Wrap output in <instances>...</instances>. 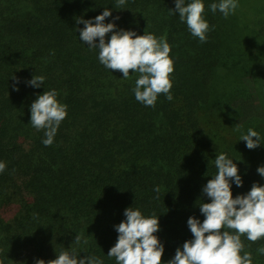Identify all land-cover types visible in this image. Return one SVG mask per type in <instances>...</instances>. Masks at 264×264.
Instances as JSON below:
<instances>
[{
  "label": "trees",
  "instance_id": "1",
  "mask_svg": "<svg viewBox=\"0 0 264 264\" xmlns=\"http://www.w3.org/2000/svg\"><path fill=\"white\" fill-rule=\"evenodd\" d=\"M203 2L211 30L201 43L170 12L175 0H126L120 8L117 0H0L4 264L54 260L71 247L81 258L94 255L117 264L107 254L129 207L159 217L154 235L164 245L167 264L194 238L188 219H205L199 206L211 202L203 188L217 174V155L226 154L238 166L243 186L232 183L233 198L254 183L264 186L257 171L264 166V140L255 149L241 140L249 128L264 137V0H237L227 17L210 9L220 0ZM105 8L112 12L105 23L114 21L116 30L166 34L174 61L171 101L163 93L155 107L137 101L138 74L124 79L100 63L98 49L81 41L78 29L85 25L77 19L94 20ZM35 75L45 77L38 88L28 83ZM52 89L68 106L67 116L53 144L45 146L46 129L32 126L31 105ZM253 95L262 113L241 121V103ZM241 240V255L247 251L253 264H264V254L257 252L264 237Z\"/></svg>",
  "mask_w": 264,
  "mask_h": 264
},
{
  "label": "clouds",
  "instance_id": "2",
  "mask_svg": "<svg viewBox=\"0 0 264 264\" xmlns=\"http://www.w3.org/2000/svg\"><path fill=\"white\" fill-rule=\"evenodd\" d=\"M126 0H117L116 7L120 8ZM237 0H220L212 3V12L219 11L225 17L235 12ZM179 14L181 22H186L188 29L201 43L207 41L206 33L211 29L204 18L205 4L203 0H175V9L170 10ZM112 16L111 10L105 8L101 15L94 20L77 19L85 27L78 29L82 42L90 49L99 50V61L107 69L118 70L128 79L130 72L138 74L133 89L137 101L145 106L155 107L158 95L163 93L169 101L173 99L171 89L173 82L174 61L170 57L172 51L166 34L157 38L155 34L145 32L137 35L135 31L116 30L117 25L105 23ZM116 20L119 17L115 18ZM112 33L110 39L107 34ZM98 40V43H97ZM13 79H17L15 76ZM44 76H34L28 81L29 85L40 87L44 84ZM19 91V89H16ZM59 92L56 89L45 91L31 105V124L37 130L46 129L45 146H51L61 122L67 116V105L58 101ZM241 126L236 125L239 131ZM256 138V139H253ZM248 149H255L262 143L264 137L252 128L242 134ZM217 174L212 176L203 188V193L210 198V203H202L201 213L205 219L201 223L195 216L187 221L193 239L186 241L182 248L176 250L175 256L167 264H253L252 254L245 251L241 236L246 235L249 241L255 242L264 237V186L254 183L245 195L233 198L232 183L237 187L243 186L242 177L238 174L237 164L226 154L221 153L215 159ZM6 168L0 162V173ZM264 177V166L257 169ZM158 193L159 187L155 189ZM126 219L115 226L119 233L117 242L108 252L117 264H162L165 251L163 243L154 235L160 230L159 217L144 216L138 208L129 207L125 210ZM223 229V230H222ZM234 230V231H230ZM81 237L76 235L75 245H79ZM4 250L0 249V253ZM264 254V247L257 249ZM6 258V257H5ZM0 264L4 260L0 259ZM36 264H104L103 260L94 255L83 258L77 247L61 251L54 260L39 259Z\"/></svg>",
  "mask_w": 264,
  "mask_h": 264
},
{
  "label": "rangeland",
  "instance_id": "3",
  "mask_svg": "<svg viewBox=\"0 0 264 264\" xmlns=\"http://www.w3.org/2000/svg\"><path fill=\"white\" fill-rule=\"evenodd\" d=\"M241 105H242V112L244 114V116H242V118L240 119L241 121L251 116H258L262 113L258 105L257 98L254 95L251 99L247 100L244 103H241Z\"/></svg>",
  "mask_w": 264,
  "mask_h": 264
}]
</instances>
